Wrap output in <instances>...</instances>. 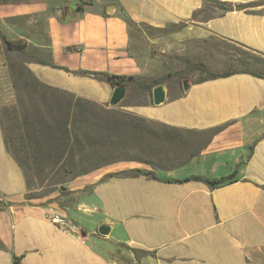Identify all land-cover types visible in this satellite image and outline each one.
Instances as JSON below:
<instances>
[{
    "label": "crops",
    "instance_id": "1",
    "mask_svg": "<svg viewBox=\"0 0 264 264\" xmlns=\"http://www.w3.org/2000/svg\"><path fill=\"white\" fill-rule=\"evenodd\" d=\"M219 1L254 6L209 12L204 0H0V39L27 42L23 56L45 84L105 104L114 88L104 74H162L148 50L160 33L178 42L216 37L264 54V0ZM149 98L131 110L179 129L223 130L158 179L110 177L144 168L119 163L49 201L28 197L0 123V264H264V78L190 82L188 90H169L161 106ZM234 173L217 188L169 182ZM104 224L109 236L98 233Z\"/></svg>",
    "mask_w": 264,
    "mask_h": 264
},
{
    "label": "trees",
    "instance_id": "2",
    "mask_svg": "<svg viewBox=\"0 0 264 264\" xmlns=\"http://www.w3.org/2000/svg\"><path fill=\"white\" fill-rule=\"evenodd\" d=\"M6 1V0H3ZM214 3L224 12L234 10H244L254 6L253 3L248 5H236L234 3L222 2L219 0H204ZM2 40L12 50H21L27 46V42L22 40H8L3 34ZM258 53V52H257ZM264 57V54L259 53ZM43 65H49L45 61H39ZM230 63L227 69L221 72H213L204 63L195 65V69L202 72L195 83H202L208 80H213L222 77H229L237 73H248L260 78H264L263 73L252 72L247 69H239L243 67L242 61ZM238 65V66H237ZM54 68L64 69L51 65ZM67 70V69H65ZM68 71V70H67ZM88 74L97 75L98 73ZM107 81L113 88L119 85H127L133 83L141 89L151 91L161 84L160 80L153 79L150 86L146 85V81L152 80L146 76H116L104 74ZM94 105L90 100L64 94L60 89L51 87L45 84L38 78L25 84L24 90L14 106L5 109L4 114H0V123L4 132V138L8 152L12 155L15 161L22 168L26 181L31 174H39L45 169L47 163L49 165H57L61 171H73L84 173L87 170L95 172L97 169L103 168L111 163L90 169L83 165V160L90 157L86 148V141L90 139L88 130L79 127L78 124L83 123V119L87 122L88 118L98 117L96 111L90 112L87 105ZM82 112V113H79ZM106 115H112L115 118L116 124H123L129 120L127 114H118L112 111L104 110ZM223 127H216L205 131H195L187 129H179L176 127L162 124L161 129L154 128L147 122L137 117V122L131 123L129 126L122 129V144L127 154L125 162L140 161L147 164L149 161H143L141 154H151L154 149L157 152H165L171 150L173 153L184 148L187 143L182 133L199 132L200 134H211L212 138L220 133ZM139 152V153H138ZM197 155L193 154L188 159L175 157L172 163H179V166L185 165L191 158ZM116 162V161H113ZM120 162V161H119ZM45 164V166L42 165ZM48 168V167H46ZM148 176L158 179L153 171H142L133 169L117 174H110V177L118 176ZM62 177H58L59 181ZM235 178V173L223 178L208 179L202 176H190L183 180L169 181L175 183H185L189 181H197L208 184L213 188L223 186L227 182ZM28 184V183H27ZM14 264H21L20 259L16 258Z\"/></svg>",
    "mask_w": 264,
    "mask_h": 264
},
{
    "label": "rangeland",
    "instance_id": "3",
    "mask_svg": "<svg viewBox=\"0 0 264 264\" xmlns=\"http://www.w3.org/2000/svg\"><path fill=\"white\" fill-rule=\"evenodd\" d=\"M75 1L77 2L78 0H71L73 3ZM101 1L107 2V0ZM75 4L73 5L74 7H76ZM206 7L209 12L220 9L214 3L208 1H206ZM165 35L167 34L164 33L163 35L160 33V39H158L156 44L148 46V50L150 51L149 58L153 61V66L163 71L158 77H149L152 80L146 81V85L148 86L152 84L153 79H158L161 84L165 83L167 85L168 93L169 90L171 94L175 91L183 90L185 82H195L203 76L202 72L195 69V65L199 63L206 64L213 72H221L227 69L230 63H236L235 61L238 60L242 61L244 65L243 67H239V69H247L264 74V57L248 48L216 37H210L203 41L188 40L178 42L171 34ZM24 56L21 50L10 49L0 39V114H4L6 108L11 109L14 106L21 92L24 90L25 84L38 78L29 68L28 61ZM127 85L130 86L129 93L121 105L110 107L109 101L105 104H98L92 101L95 103L94 105L86 106L90 112L96 111L98 117L93 118L92 116V119L88 118L87 122L83 119V123L78 124L79 127H83L84 130L87 129L90 133V139L86 141V148L88 149V154L90 153V157L83 160V165L90 167V169H96L105 163H111L97 169L99 171L119 163L141 164L144 168L140 170L145 172L153 171L156 174L159 171H169L179 167V163H172L175 157L188 159L191 155H198L208 147L211 142V138H209L211 134L184 132L182 134L185 137L187 145L177 150V152L173 153L169 150L160 153L152 149L151 154H141L142 160L149 161L151 164L140 161H121L127 157L124 144L122 142L119 143L122 141V129L131 123L137 122V117H139L131 108L136 105L149 103V96H151L152 100V91L151 93L145 91L138 85H133V83ZM63 92L66 95L78 97L67 91ZM104 110L118 114H127L129 120L123 122V124H116L115 118L112 115H106ZM144 120L154 128H162L161 123L147 119ZM46 163V167L48 168L45 167L39 174H31L27 180L29 188L28 197L34 199L36 202L41 200L49 201L55 198L59 199L61 195H68L73 183H75L74 181L94 172L92 170H87L84 173L64 172L57 165H49V162ZM42 165L45 166L43 163ZM58 177L62 178L58 181ZM62 187H66V190L62 191Z\"/></svg>",
    "mask_w": 264,
    "mask_h": 264
},
{
    "label": "water",
    "instance_id": "4",
    "mask_svg": "<svg viewBox=\"0 0 264 264\" xmlns=\"http://www.w3.org/2000/svg\"><path fill=\"white\" fill-rule=\"evenodd\" d=\"M190 86L189 82L184 83V89L188 90ZM130 86L129 85H119L114 88L111 98L109 100L110 107H117L121 105L127 98L129 93ZM168 99V88L164 83L158 85L152 90V102L155 106L163 105ZM66 187H62V191H65ZM111 226L108 224L101 225L98 229V233L101 236H109L111 233Z\"/></svg>",
    "mask_w": 264,
    "mask_h": 264
},
{
    "label": "built area",
    "instance_id": "5",
    "mask_svg": "<svg viewBox=\"0 0 264 264\" xmlns=\"http://www.w3.org/2000/svg\"><path fill=\"white\" fill-rule=\"evenodd\" d=\"M53 220H54V222H55L56 224H58V225H60V226H64V227L67 226L66 222H65L63 219L54 218Z\"/></svg>",
    "mask_w": 264,
    "mask_h": 264
}]
</instances>
